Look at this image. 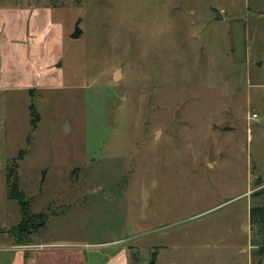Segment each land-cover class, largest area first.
I'll return each mask as SVG.
<instances>
[{
	"label": "rangeland",
	"instance_id": "374dc122",
	"mask_svg": "<svg viewBox=\"0 0 264 264\" xmlns=\"http://www.w3.org/2000/svg\"><path fill=\"white\" fill-rule=\"evenodd\" d=\"M41 3L63 24V73L0 88V228L22 219L11 170L31 213L47 216L30 235L38 218L10 227L19 243L81 247L90 264L122 249L111 264H252L264 0H0Z\"/></svg>",
	"mask_w": 264,
	"mask_h": 264
},
{
	"label": "crops",
	"instance_id": "0c3cea01",
	"mask_svg": "<svg viewBox=\"0 0 264 264\" xmlns=\"http://www.w3.org/2000/svg\"><path fill=\"white\" fill-rule=\"evenodd\" d=\"M54 9L45 3L0 5V88L50 87L54 86L51 79L63 73L59 64L62 54L56 53L58 42H63L64 31L62 22L54 15ZM39 51H43V55L34 58ZM34 76L48 78L36 81ZM258 177L252 192L250 190L248 193L264 188V178L261 175ZM17 224L0 228V264H90V250L81 247L70 248L66 243L41 236L36 238L34 234L27 244L15 241L9 228ZM250 229L254 232L255 241L249 245L250 251L247 248L243 250L247 251L249 257L251 254L255 256L252 264H264V254L260 252L264 248V214L262 224L259 227L250 225ZM122 253L125 256L123 249L117 250L103 264L120 259ZM93 256L97 258L98 254L93 252Z\"/></svg>",
	"mask_w": 264,
	"mask_h": 264
},
{
	"label": "trees",
	"instance_id": "16d2710c",
	"mask_svg": "<svg viewBox=\"0 0 264 264\" xmlns=\"http://www.w3.org/2000/svg\"><path fill=\"white\" fill-rule=\"evenodd\" d=\"M30 110L32 113L33 108L30 107ZM36 123H37V116L36 117L32 116L31 125L33 128L36 127ZM22 155H23V153L20 152L18 154L17 159H20L22 157ZM6 183H7V186L9 188L8 195L10 198L16 199L18 201L20 213L22 216L21 221L15 226L16 229H19V230H22L23 232H25L27 230L26 229L27 226L22 227V223L25 220L30 219L28 217H31V216H33L34 218H38L40 220V222L34 223V221H31V222H33V224H31V226L29 227L30 230L27 231V235H30L31 233H33L38 227L45 225V221L47 219L46 214L44 212H40L37 214L31 213L28 204L24 200V195L18 190L16 176H14V175L12 176L11 170L7 174V182ZM256 193H263L264 194V188L262 190L256 192ZM263 214H264V205L263 206H251L249 209L250 224L259 227L263 221ZM260 252H261V254H264V248H261Z\"/></svg>",
	"mask_w": 264,
	"mask_h": 264
},
{
	"label": "water",
	"instance_id": "95a60500",
	"mask_svg": "<svg viewBox=\"0 0 264 264\" xmlns=\"http://www.w3.org/2000/svg\"><path fill=\"white\" fill-rule=\"evenodd\" d=\"M213 11H214L217 19L221 18V15H220V12H219L218 9L214 8ZM81 33H82V30L79 28L78 22H76L75 25H74V29H73V31L70 34V37L71 38H78L81 35ZM117 75H118V72H116V76ZM150 264H154V260H152L150 262Z\"/></svg>",
	"mask_w": 264,
	"mask_h": 264
},
{
	"label": "built area",
	"instance_id": "2783aa9c",
	"mask_svg": "<svg viewBox=\"0 0 264 264\" xmlns=\"http://www.w3.org/2000/svg\"><path fill=\"white\" fill-rule=\"evenodd\" d=\"M250 119H252V120H258L257 114L256 113L252 114L251 117H250Z\"/></svg>",
	"mask_w": 264,
	"mask_h": 264
}]
</instances>
